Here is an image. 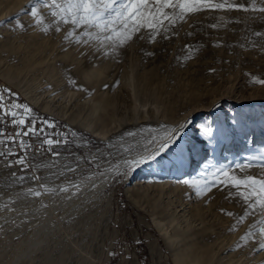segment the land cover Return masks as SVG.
Masks as SVG:
<instances>
[{
	"label": "rangeland",
	"instance_id": "374dc122",
	"mask_svg": "<svg viewBox=\"0 0 264 264\" xmlns=\"http://www.w3.org/2000/svg\"><path fill=\"white\" fill-rule=\"evenodd\" d=\"M261 60L264 0H0V67L22 88L0 77V264H264V115L256 134L230 105L225 131L193 123L207 154L180 140L168 155L184 169L158 176L166 127L120 83L133 68L161 115L185 114ZM101 99L112 118L96 139L83 109ZM191 175L188 191L154 185Z\"/></svg>",
	"mask_w": 264,
	"mask_h": 264
},
{
	"label": "bare ground",
	"instance_id": "6f19581e",
	"mask_svg": "<svg viewBox=\"0 0 264 264\" xmlns=\"http://www.w3.org/2000/svg\"><path fill=\"white\" fill-rule=\"evenodd\" d=\"M93 61V60H92ZM94 63V62H93ZM101 64V63H98ZM96 65V64H95ZM3 66V65H2ZM104 66V64H103ZM253 70H251L249 73H243V70H239L236 73H233L232 76V82H228L227 85L222 86L221 88L215 89L212 93H206L205 95H200L196 98V100H194V102L189 103V108L187 110V113L182 114L181 112L176 113V111H172L171 113L167 114L165 112L162 111V106L157 105L156 100L152 99L151 97H146V95H143L142 93V86L140 85L138 79H137V71L133 68H130L129 70L127 69L126 73L120 76V83L122 88H125V90H129L131 92V95L134 97L135 101L137 103L141 102H145V106H152V109L155 111V119L154 120H148L151 121L150 126H152L153 128H157V127H166L164 129V139H163V146H162V150L161 152H166L162 157L161 160H166V163L161 171V173H158V176H163L165 175V171H167L168 167H169V162L171 163L172 161H174V164L177 166L178 165V169L182 170L184 169L185 166L181 165V157L180 158H175V156L172 155H168L171 152V146L175 145L177 142H179L180 140H182V145H180L181 149H183L187 144L189 145V143L192 144V147L196 148V151L198 153L201 152L200 155H202L205 152L206 149V154H207V150L208 148H202V146L210 144V140H214L211 139L213 137H205V134L202 133L200 135V137L195 138L193 136H190L187 140L188 137V131H194L195 129H193L191 126L193 123H196L199 120H202L203 118H211L210 120L211 123L215 124L217 121L216 119H212L215 116L219 117V123L220 126L224 127V122L222 120V114H221V109L225 106V105H230L231 109H233L234 113H239V112H244V111H248V113L251 115L252 118H254V122L250 124V129L252 128V131L254 130V134H256V130L258 129L257 127V123L256 120L258 118H260L259 114L261 113L262 115H264V60L258 61V63H255ZM83 67V66H82ZM103 68L102 66L100 67L95 66V67H91V68H87L84 73V77L88 82H91L93 84H96L98 82V79L103 75L102 71ZM83 71V72H84ZM11 71L8 70H4V68L0 67V77L1 79H3L4 81L8 82L9 84L14 85L15 87L22 89L21 88V83H19V76L18 75H13L10 73ZM34 84H30L29 87H27L28 89H24L23 92L25 93V95L27 96L28 93L26 92V90H32L31 92H33V90H35ZM206 91V90H205ZM28 97V96H27ZM203 97V98H202ZM208 98V100L206 101V103H203V101H205ZM128 97L125 96L123 98L122 96V100L124 101H128ZM28 100L30 102H34L36 104H39L38 101H36L34 98L28 97ZM143 100V101H142ZM203 100V101H202ZM88 102H92L91 100H87ZM107 103H104L103 99L101 100H97L95 102H92V107L86 106V108H84L83 110H85L87 112V114H83V120L85 121L87 127H89L90 129L93 128L94 130V137L96 139H104L106 137V131L103 130L102 128L104 126H106V122L108 121L109 118H112L109 114L107 113H102V110H105V107ZM43 109H47V106L44 105L42 106ZM88 110V111H87ZM76 111V109L74 110V112ZM175 112V113H173ZM85 113V112H84ZM137 113V112H136ZM75 116L77 118H79L82 115H79V113H75ZM231 116H233L231 114ZM63 117V116H60ZM136 117L138 118V114L136 115ZM247 119V117H246ZM214 120V122H213ZM242 124H244V122H242ZM203 130H205L204 128H202L201 126L199 128H197L195 131L196 132H202ZM227 130V127L223 128V131ZM207 131V129H206ZM105 132V133H104ZM208 132V131H207ZM253 133V132H252ZM173 134V136H172ZM175 135H178L177 138L173 139L175 137ZM184 137V138H183ZM253 137H257V136H253ZM222 139H219L220 142H224ZM264 139L259 140V142H263ZM169 143V144H168ZM168 144V145H167ZM223 145V144H222ZM220 145V146H222ZM178 146L173 147L172 149L176 148ZM185 147V152L183 153L184 155H187V152L189 151V148ZM180 149V150H181ZM218 148H214L213 149V155L218 154L217 153ZM192 151V150H191ZM190 151V152H191ZM264 151V150H263ZM195 154V150L193 151ZM172 153V152H171ZM167 154V155H166ZM167 159H166V158ZM183 157V156H182ZM154 158V157H153ZM152 160V159H151ZM160 160V159H159ZM158 160V161H159ZM149 161V165L152 166H157L156 161ZM189 162V161H188ZM187 163V162H186ZM143 164V163H142ZM141 164V165H142ZM173 164V163H171ZM144 165V164H143ZM180 165V166H179ZM191 165V164H190ZM147 166V167H148ZM207 167L210 166V168L213 166L211 165H205L204 163L200 164V167H203V173L198 174L197 177H205L206 176V172H208L207 169H205ZM143 167V166H142ZM209 168V170H210ZM142 169V168H141ZM187 169V167L185 168ZM144 172H149V170L147 168L142 169ZM157 170H159L157 168ZM207 170V171H206ZM191 171V166L190 169L188 170V172ZM188 176H185L184 178H182V181H179L176 183V181H173L171 183V181L169 179H157L158 181L155 182V187L159 188V189H166V188H173L174 191H181L182 189L185 191L186 188H191L192 185H196L197 181L195 182L194 179H191L193 177V175H191L190 178H187ZM196 177V178H197ZM156 180V179H155ZM200 188H203V185L200 184L199 186ZM182 190V191H183ZM255 264V263H253Z\"/></svg>",
	"mask_w": 264,
	"mask_h": 264
}]
</instances>
